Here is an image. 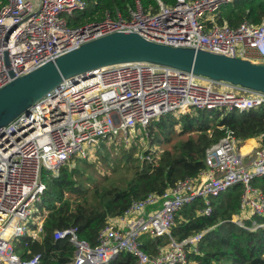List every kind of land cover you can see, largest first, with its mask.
Returning a JSON list of instances; mask_svg holds the SVG:
<instances>
[{"label": "built area", "instance_id": "1", "mask_svg": "<svg viewBox=\"0 0 264 264\" xmlns=\"http://www.w3.org/2000/svg\"><path fill=\"white\" fill-rule=\"evenodd\" d=\"M239 1L175 0L165 5L157 0L158 11L151 13L134 0L126 16L106 13L100 21L72 27L69 18L86 9V0H0V89L113 33H133L155 44L264 64V22L244 20L236 28L218 23L222 7ZM261 107L264 93L152 63L113 65L77 82L62 81L0 129V264L41 261L40 254L21 258L12 245L23 236L41 238L45 214L37 205L45 191L44 175L56 177L73 159H89L101 141L146 132L151 122L166 114L242 113ZM246 140L252 141L244 150L245 140L230 134L208 147L196 177L133 202L99 232L95 246L80 239L76 228L55 231V240L66 238L74 248L68 264H107L120 252L132 254L135 264H186L203 232L175 242L170 230L177 212L201 199L200 214L210 215L212 200L236 185L241 186V198L232 222L252 231L264 227L243 223L264 215V196L253 184L264 177V143L260 137ZM144 234L168 236L170 243L150 256L138 243Z\"/></svg>", "mask_w": 264, "mask_h": 264}, {"label": "trees", "instance_id": "2", "mask_svg": "<svg viewBox=\"0 0 264 264\" xmlns=\"http://www.w3.org/2000/svg\"><path fill=\"white\" fill-rule=\"evenodd\" d=\"M160 1L165 5L175 2ZM86 2L87 7L83 12L69 18L70 26L97 22L106 13L114 15L117 11L126 16L128 10L134 7V0ZM139 2L144 12L158 11L157 0ZM244 20L252 24L264 22V0H242L226 5L220 11L218 23L236 28ZM215 112L192 110L181 115L177 122H170L173 118L171 114H166L152 122L146 133L156 139L157 146L168 144L170 137L175 134L174 125L177 123L182 125L178 134L187 135L188 138L164 150L157 159L153 155L151 160L142 162L130 179H121L108 186L84 184L76 178L73 170H69L72 162L85 163L86 159L78 158L60 168L58 176L44 175L45 191L40 205L47 213L41 238H19L15 242V252L23 259L40 254L39 264H68L73 258L74 248L66 238L55 240V231L76 228L80 239L95 246L99 232L110 221L123 216L133 202L149 194L161 195L177 181L196 177L202 168L201 159L205 150L221 138L230 134L236 139L245 140L242 150L252 141L246 140L249 138L260 137L264 143V107L242 113L224 111L222 117L216 116ZM119 138L101 141L98 147L110 145V142ZM253 184L264 196V177L254 180ZM240 198L241 186L236 185L212 200L210 215L200 214L204 206L201 199H196L177 212L170 230V237L175 242L203 232L197 251L188 253L186 264H264V227L252 231L232 222L233 216L239 214ZM253 222L264 225V215H255L243 223L245 227H251ZM138 243L145 253L155 256L170 243V239L168 236L153 238L144 234ZM107 264H135V258L128 252H120Z\"/></svg>", "mask_w": 264, "mask_h": 264}, {"label": "water", "instance_id": "3", "mask_svg": "<svg viewBox=\"0 0 264 264\" xmlns=\"http://www.w3.org/2000/svg\"><path fill=\"white\" fill-rule=\"evenodd\" d=\"M152 63L264 93V64L234 59L201 49L174 48L145 41L137 34L113 33L83 44L0 89V129L28 112L64 80L77 82L100 68Z\"/></svg>", "mask_w": 264, "mask_h": 264}, {"label": "rangeland", "instance_id": "4", "mask_svg": "<svg viewBox=\"0 0 264 264\" xmlns=\"http://www.w3.org/2000/svg\"><path fill=\"white\" fill-rule=\"evenodd\" d=\"M191 112L192 110L185 114ZM215 114L222 117L224 112L217 111ZM180 116L171 114L173 119L170 122L179 121ZM181 129V124L177 123L174 125L175 134L170 137L168 144H160L158 146L155 142L156 139L146 132L132 134L128 138H119L115 142H110V145H104L101 148L97 147L94 155L91 154L89 159L85 160V163L71 161L69 170H73L76 173L78 180H81L84 184L87 182L91 186L94 183L99 186H108L112 182H119L121 179H130L135 172V168L147 160V157L151 160L154 155V158L157 159L164 150H169L173 145L188 138L187 135L178 134ZM40 203H38L37 208L40 210L41 215L46 214V209H43ZM32 221L34 223L37 222L35 219H32ZM30 229H33V226H30ZM16 245L17 243L14 242L12 248L14 249Z\"/></svg>", "mask_w": 264, "mask_h": 264}]
</instances>
